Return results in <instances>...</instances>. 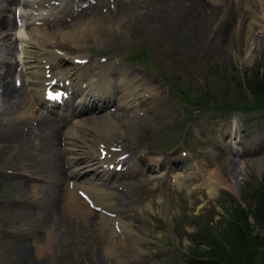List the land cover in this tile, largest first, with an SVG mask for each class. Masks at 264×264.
Returning a JSON list of instances; mask_svg holds the SVG:
<instances>
[{
	"label": "rangeland",
	"instance_id": "374dc122",
	"mask_svg": "<svg viewBox=\"0 0 264 264\" xmlns=\"http://www.w3.org/2000/svg\"><path fill=\"white\" fill-rule=\"evenodd\" d=\"M36 1L18 8L22 24L20 28L13 24L19 33L16 37L9 33L15 44L10 78L25 90L27 98L17 108L0 103V145L4 147L0 155V264H15L19 247L24 248L22 262L31 264H190L214 254V239L224 246L221 249L233 251L229 240L219 233L226 228L232 210L254 209L264 202V161L258 162L264 160V95L248 110L233 105L216 107L236 100L242 107L249 106L255 97L244 85V77L264 79V0L259 5L258 0L218 1L223 4L212 0ZM99 1L102 4L90 14L99 12L104 18L93 17L91 31L83 34L85 40L77 49L63 41L45 69L60 80L66 78L74 61L72 54L87 58L83 67L88 68V76L95 72L99 59H111L117 65L107 69V83L117 87L125 83L122 98L128 106L111 113H130L132 117L128 138L117 133L127 125L117 123L113 147L128 170L116 180L110 175L103 191L108 194L106 207L116 210L121 229L111 228L110 220L100 230L102 217L109 218L98 207L91 208L86 219L67 214V189L63 195L57 194L55 179L39 174L46 140L15 138L25 134L21 122L31 103L22 65L27 53L26 22L38 19L42 21L39 26L82 29L84 25L78 24L90 14H76L77 2L82 6ZM248 7L252 15L246 13ZM170 8L179 14L169 13ZM7 9L2 13L12 15L13 6ZM227 10L232 14H226ZM53 16L56 25L50 26ZM61 54L62 61L57 58ZM129 54L135 57L132 62L124 59ZM152 98L160 99L161 108H152ZM141 99L143 106L138 103ZM61 112L63 119L49 111L43 114L63 126L71 118L65 116L66 110ZM30 116L31 121L38 117ZM167 151L170 156L183 152L188 159L179 163V169L178 164L161 169L154 163L166 158ZM210 170L213 187L205 182L204 173ZM72 180L76 186L97 181L89 172ZM236 219L244 232L257 235L259 243L264 241L263 221L256 223L249 212ZM109 230L112 234L105 239ZM253 249L263 250V244L254 242ZM223 250L221 257L226 256ZM236 255L246 259L249 253ZM258 264H264V253Z\"/></svg>",
	"mask_w": 264,
	"mask_h": 264
},
{
	"label": "bare ground",
	"instance_id": "6f19581e",
	"mask_svg": "<svg viewBox=\"0 0 264 264\" xmlns=\"http://www.w3.org/2000/svg\"><path fill=\"white\" fill-rule=\"evenodd\" d=\"M13 1L14 0H0V32L3 31L4 29L14 27V24H13L14 21H12L11 18H9V17L6 18V17L1 16V9L5 5H9ZM208 1H210V0H208ZM212 1H214L217 4H223L222 3L223 1H221L219 3H218L219 0H212ZM21 2L24 4H28L27 0H23ZM255 2L257 5H259V0L255 1ZM50 3H52V2H50ZM98 5H100V4H97V3L96 4H90L84 8H81L79 11V14L83 15V16H87L86 13H89V14L92 13L93 9L96 8V6H98ZM223 6L225 8H227L226 5H223ZM249 7L245 11L247 14L252 15V11ZM234 8H236V6L232 7V10H235L236 11L235 14H236L237 10ZM232 10H230V11L227 10L226 14H230L232 12ZM168 12L169 13H175L176 15L179 14V10H177L175 8H170V11H168ZM105 16H107L106 13H105ZM93 17H98L100 20V18H102V17L104 18V15H101L98 12V13L90 14V16H88V17L82 18L83 22L78 24V25H81V27L84 25V27H82V29L73 27L70 30H65V28L63 26H60V25L57 26L56 25V20L54 18H52L51 21H49V22L51 24L50 26H54V24H55L56 27H44V26H38V25L30 26V29H29L28 35H27V42L28 43H27V49H26V52L28 55L27 54L26 55L28 57L32 58L33 60L32 61L28 60V64L30 65V64L36 63L38 65V59H42L43 62H46L48 59L46 51H48L51 55L55 56V53L52 51H54L55 50L54 48L59 46L63 41H66L67 43H69L72 46V48L80 47L82 45V42L85 40V36L83 34L85 32L90 33V31H91L90 29L92 26V22H94ZM247 17H248V15H247ZM42 24L44 25V23H42ZM246 32L247 33L245 34V36L248 34V31H246ZM0 36H1L0 37V53H2L3 56L7 57V59H0V67L2 68V69H0V103L3 104V107H5V108H13V107L17 108L18 106L25 103L26 94L24 92L25 90L23 91L21 88L15 86L12 83V79L10 78L11 77L10 75L12 74V61L9 60V57L11 54H13L15 44H14V42H12L10 39L5 37L4 35H0ZM42 53H44V54L42 55ZM34 58H36V60H34ZM110 66L117 68L116 67L117 65L114 63H111V62H106L105 64L104 63L99 64V67L97 68V77L91 82V85L95 89L94 93L92 95H86L87 98L93 96L92 98L89 99L90 104H95V103L101 104V103L105 102L106 99L110 98V95H108V97H107V95H103L102 92H100V89H103L104 85L107 83V78H106L105 74H106V69H108V67H110ZM79 70L80 69H78L76 72H73V76H74L73 78L75 80V85L78 88H80V83L83 82V80H84V78L81 76ZM29 71H30L29 72L30 78H36L38 76V74L39 73L41 74V72H42L41 69H34V68L30 69ZM124 72H126V70ZM40 74L37 77V79L39 81L43 79L42 77H40ZM121 79H123V77H121ZM125 89H127L125 84H123V86L117 87L118 98L116 100V105H120V106L126 105L124 102V98H122L123 97L122 93L125 91ZM44 93L45 92H44L42 85L40 87H38V86L34 87L33 88V95L35 97V102H37L40 98H42V95ZM81 95H82V93L78 94L79 97H81ZM152 100L154 102V104L152 105V108L154 110L158 109V107L161 106V104L159 103L160 99L159 98H152ZM45 101L46 100L43 99V103H45ZM164 101L166 102V100H164ZM31 106H33V104H31ZM60 107H62V106H58L57 108L60 109ZM0 110H1V108H0ZM33 113L36 114L35 110L33 108L28 110L29 115H31ZM39 113H41V112H39ZM43 113H44V111H43ZM22 114H24V113H22ZM30 117L27 116V117L23 118V120L21 122L22 127L24 129L26 128L25 130H23L25 133L24 136L19 134L18 137H16L14 134L13 135L17 139L24 138L25 140H29V141H32L34 139V137L41 139V141H42V139L46 140V142L42 143L43 147L44 146H46V147L43 148L45 152H44V157L42 159V163L40 164L39 172H41L42 175H45V176L47 175V176L55 179V185L56 186H53V188L57 194H62L64 189H66V188H64L66 186L64 184L66 172L63 170L61 165L66 164V166H71V163H75V165H73L71 168L67 169L69 172L72 171V174H77L76 173L77 171H75V169H78V168L81 170H90L91 169L90 170L91 173H94V170H95V172L101 173V177L104 178L105 173L108 172L107 160H111L110 157H115L114 153L112 151H110V147L114 146L113 139L117 137L116 136L117 134H114V130L117 129L115 127L117 126V123H119L121 121H122L121 125H123V126H124V124L127 125V129L124 127H121L117 131L118 134H122L121 136L126 138L127 134H128V128H130L129 121H131V120H129V119L132 117V114H130V113H111V112L110 113H103L100 116L89 118L87 120V122H85L84 120L82 121V119H76V120L72 121L69 125L66 124L63 129L59 125L58 121L49 115L45 116V115L39 114L38 117L33 118V119H35L33 122L31 121ZM134 118H135V116H134ZM18 123H19V121H18ZM99 147H102V148H99ZM3 150H4V147L2 145H0V155L3 154L2 153ZM99 154H101V155H99ZM107 154H109V157H107ZM126 157L128 159V156H126ZM154 160H156V159H154ZM230 161H232V163L234 165H236L234 163L233 158L230 159ZM263 161H264L263 159H260L258 162L262 163ZM155 162L156 163H154V164L157 165V161H155ZM88 167H91V168H88ZM79 169H78V171H80ZM126 170H128V166H122V167L120 166V171L117 172L116 174H114V176L124 174V172ZM43 171L44 172L46 171V173H43ZM208 173L210 174V178L207 177L209 175ZM206 174H207V176L205 178H207V179L205 180V182H206L207 186L213 187L212 184L214 183V181H213L214 174L211 172V170L207 173H204V175H206ZM67 182H68V180L66 179V184H67ZM101 188H103V187H101ZM96 192H97L96 189H92V190L87 191L88 195L93 199L94 202H102L100 200L101 196H98ZM114 192L115 191L112 190V193H114ZM54 196H56V195H54ZM54 199L55 198H53V201H54ZM119 199L121 200L123 198L119 197ZM122 201L123 200H121V202ZM66 204H68V207L66 208L67 214H77V215L82 216V218H85V215L89 211H91V209L84 207L82 204V201L79 198H77L76 196L67 197V203ZM102 219H103V222L100 225V230H104L107 227L106 225L108 224V222H110V219L108 220V219L103 218V217H102ZM111 234L112 233L109 230L105 239H109ZM23 249H24L23 247H19L17 249V251H16L17 252L16 253L17 258H16L15 264H31L30 262H27V261L22 262V259H21L22 256H20V255L23 254L21 252ZM107 250H109V249H107ZM108 253H110V251H108ZM25 259H27V258H25Z\"/></svg>",
	"mask_w": 264,
	"mask_h": 264
},
{
	"label": "trees",
	"instance_id": "16d2710c",
	"mask_svg": "<svg viewBox=\"0 0 264 264\" xmlns=\"http://www.w3.org/2000/svg\"><path fill=\"white\" fill-rule=\"evenodd\" d=\"M238 83L241 86L240 76H239ZM243 83L247 87L248 91L250 92L251 97L252 98L255 97L251 99V101L248 103L250 104L249 106L246 105L245 107H242L241 105L238 104L236 100L232 102H225L223 105L217 106L216 108H223V107H228V106L231 107V105H233L232 108L248 110L254 104V100L259 101L260 99L263 98L262 95H264V79L257 80L255 78H250V77L245 76ZM205 95H208V94L205 93L204 96ZM201 100L204 101L202 97H201ZM214 110H219V109H214ZM246 212H249L252 215L256 223L262 222V221L264 222V202L263 201L258 206V208L256 207L254 209L248 208L247 210L243 211L240 207H235L231 212L230 219L226 220V223H227V225L225 226L226 228H224L223 230L219 232L223 238L229 240V245L232 246L233 251L229 252L227 250H223L224 246H222L218 242V240L214 239V247H215L214 254L213 253L208 254L204 257H201L200 259L198 258L199 260H196L194 263H190V264H258V262L261 261V257L263 256V253H264L262 252L264 250V241L260 240V243H259V238L257 235L252 236V235H249L247 232H244V229L242 228L243 227L242 224H240L238 220L236 219V217L239 214L243 213V216H245ZM229 237H231V239ZM248 242L251 243L250 247L247 246ZM254 242L257 244H263V250H261L262 249L261 248L260 250L255 252V250L253 249ZM222 250H223L224 255H226L224 257H221ZM242 252L249 253V255L248 256L245 255L246 259L241 256H240V259H237L236 257L238 256L236 255V253L240 254Z\"/></svg>",
	"mask_w": 264,
	"mask_h": 264
}]
</instances>
